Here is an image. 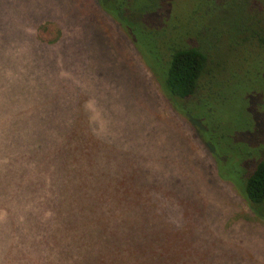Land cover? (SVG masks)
I'll return each instance as SVG.
<instances>
[{
  "label": "rangeland",
  "instance_id": "374dc122",
  "mask_svg": "<svg viewBox=\"0 0 264 264\" xmlns=\"http://www.w3.org/2000/svg\"><path fill=\"white\" fill-rule=\"evenodd\" d=\"M155 2L175 17L176 29L194 34L198 26L207 36V64L223 89L205 125H217L225 145L243 152L247 141L256 149L264 142V113L256 111L264 95V0ZM37 125L72 164L63 172L43 156L38 164L47 175L59 170L54 190L29 184L30 192L16 194L11 143L17 133L28 140ZM215 166L96 0H0V264H40L47 255L53 236L36 239L42 230H34L48 221L52 196L55 216L71 223L64 237L54 236L72 246L78 228L81 242L79 256L67 251L71 259L50 249L57 264L74 256L77 264H264V225Z\"/></svg>",
  "mask_w": 264,
  "mask_h": 264
},
{
  "label": "trees",
  "instance_id": "16d2710c",
  "mask_svg": "<svg viewBox=\"0 0 264 264\" xmlns=\"http://www.w3.org/2000/svg\"><path fill=\"white\" fill-rule=\"evenodd\" d=\"M96 3L120 25L137 52L142 56L149 71L159 82L167 100L176 112L189 120L199 137L208 146L215 161L218 178L230 182L238 188L254 219L264 225V142L259 143L256 149L255 145L251 148L246 146L247 141L243 142L244 145L239 144L244 150L242 152L238 150V147L225 145V133H219L217 125L209 127L204 123V118L211 112L209 108H213L211 102L221 100L219 95L223 89L216 82L215 77L218 74L214 66L210 67L207 64V36L202 35L198 26L195 27L194 34H190L187 30L176 29L175 22L178 21L165 12L160 13L159 8L161 7H157L155 0H96ZM155 9L156 11H154ZM44 17L48 19L47 16ZM203 19H207V16ZM38 22H40V18L35 24ZM149 23L150 26L147 25ZM33 28L36 29V26L34 25ZM39 29L38 26L37 30L39 31ZM58 31L61 34L59 26ZM259 35V38L264 42V34ZM41 42L45 45L52 43H45L43 40ZM231 85L233 86V83L231 84L229 81L228 87ZM263 97H260L262 99L258 100L259 103L256 102L258 113H264ZM207 101L209 103H206ZM203 104H208L205 109H203ZM246 119L249 123V127L247 124L246 127L252 131V127L255 125L254 118L249 115L246 116ZM261 120L264 122V114ZM259 130L261 129L257 127L255 132L258 134ZM25 135L17 133L16 143H11L14 149L12 155L13 161H15L16 194H22L25 190L30 192L29 184L34 187L40 183L42 186L40 192H45V186L51 183L54 190L55 184L58 182L56 180L59 178L56 176V171H68L72 162L68 158L62 159L60 145L48 141L41 125L31 126V130L27 133L28 140L21 141ZM258 140L260 141L261 138ZM50 155H52V166L60 167V169H51L49 176L40 168L38 161L44 159L43 156ZM58 161L60 166L56 165ZM71 167L74 168V166ZM225 167H229V172H226ZM47 176L49 177L45 181ZM18 181L19 183L25 181V187L20 188L21 185ZM73 181L72 177L68 179L71 185ZM2 193L4 194V189ZM50 199L54 207L51 206L48 209L49 212L43 209L48 221L43 222L44 227L41 225L36 229L35 226L34 230L35 234L40 232V229L42 230L37 234L36 239H40L38 238L40 235L44 240H47L48 236L54 238L50 242H46L47 255L40 259V264L62 262L54 254H49L51 250L54 251L53 248L63 249L66 252V257H70L71 254L67 251L74 247L73 252L75 251L79 256L81 245L78 239V228L71 238L72 246L61 244L62 241L59 243V238L54 236V233L58 232L56 230H59L64 237V231H66L65 233L69 231L68 225L71 223L65 221L66 223L62 224L63 220H58L54 214V212L60 211V209H56L59 206L57 196H52ZM4 223L9 224L7 220ZM14 237L21 240L24 235L22 233V236L19 237L15 234ZM78 260L79 258L74 256L72 264H77Z\"/></svg>",
  "mask_w": 264,
  "mask_h": 264
}]
</instances>
